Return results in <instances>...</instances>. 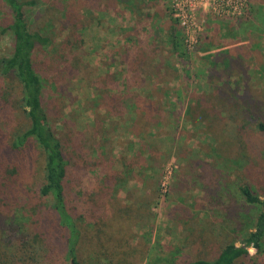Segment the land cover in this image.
Masks as SVG:
<instances>
[{
	"label": "rangeland",
	"instance_id": "obj_1",
	"mask_svg": "<svg viewBox=\"0 0 264 264\" xmlns=\"http://www.w3.org/2000/svg\"><path fill=\"white\" fill-rule=\"evenodd\" d=\"M28 10L31 28L51 38L32 59L48 123L88 168L72 191H97L110 173L120 179L114 188L126 182L102 200L109 225L99 252H113V264H184L240 245L257 208L237 187L250 185L264 201V135L242 127L264 93V0L227 13L204 6L190 31L174 23L170 0H36ZM7 21L0 2V31ZM171 26L181 31L176 50ZM11 47L0 34V55ZM25 124L0 103V163H8L7 134ZM41 159L37 149L24 156L27 187ZM25 262L66 264L58 254ZM235 264H264V244Z\"/></svg>",
	"mask_w": 264,
	"mask_h": 264
},
{
	"label": "trees",
	"instance_id": "obj_2",
	"mask_svg": "<svg viewBox=\"0 0 264 264\" xmlns=\"http://www.w3.org/2000/svg\"><path fill=\"white\" fill-rule=\"evenodd\" d=\"M0 2L8 13V21L1 27L0 34L7 33L12 41L10 53L0 55V86L4 84V88H0V103L13 107L16 113L23 115L26 123L18 131L7 134L5 153L8 163H0V219L5 217L8 220V225L0 223V232L3 230L8 238L7 242L0 243V264H28L26 260L53 261L54 254L62 257L66 264H104L101 257L110 261L105 264H113L111 258L114 253L107 251L105 255L97 247L102 228L109 225L104 222L102 200L104 195L108 196L107 191L121 193L126 182L114 188L112 180L120 179L110 173L97 191L85 189L74 192V188L72 191V186L81 183V175L88 168L82 166V162L81 165L76 164L64 141L57 137L48 123L41 102L42 85L32 60L34 52L48 46L51 38L29 24L28 8H34L36 0ZM179 32L173 26L167 32L169 46L175 50L179 46L176 36ZM262 95L264 93L255 97L258 99L255 100L256 109L248 111V118L242 125L260 135H264V102L259 101L263 99ZM244 97L249 99L246 95ZM202 105L195 102L192 106L202 108ZM147 106L142 107L144 115H149ZM34 149L40 152L42 159L35 167L36 183L27 187L23 160ZM98 165L95 163L92 168ZM237 188L244 202L257 208L252 230L245 233L240 245L227 243L212 259L198 258L184 264H235L248 255V248L258 250L264 244V201L246 183ZM96 227H101V230ZM13 240L18 248L5 249ZM84 253L89 256L85 257Z\"/></svg>",
	"mask_w": 264,
	"mask_h": 264
},
{
	"label": "built area",
	"instance_id": "obj_3",
	"mask_svg": "<svg viewBox=\"0 0 264 264\" xmlns=\"http://www.w3.org/2000/svg\"><path fill=\"white\" fill-rule=\"evenodd\" d=\"M242 4L243 0H170V9L181 28L190 31L194 25L193 17L198 9L208 6L217 13H227L234 12ZM191 41V37L187 36V43Z\"/></svg>",
	"mask_w": 264,
	"mask_h": 264
}]
</instances>
